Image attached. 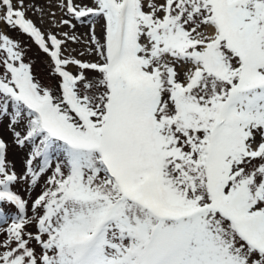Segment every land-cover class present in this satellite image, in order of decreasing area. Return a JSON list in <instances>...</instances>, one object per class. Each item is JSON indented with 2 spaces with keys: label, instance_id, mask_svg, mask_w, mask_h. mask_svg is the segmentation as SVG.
<instances>
[{
  "label": "snow or ice",
  "instance_id": "1",
  "mask_svg": "<svg viewBox=\"0 0 264 264\" xmlns=\"http://www.w3.org/2000/svg\"><path fill=\"white\" fill-rule=\"evenodd\" d=\"M57 7L0 0V264H264V0Z\"/></svg>",
  "mask_w": 264,
  "mask_h": 264
},
{
  "label": "rangeland",
  "instance_id": "2",
  "mask_svg": "<svg viewBox=\"0 0 264 264\" xmlns=\"http://www.w3.org/2000/svg\"><path fill=\"white\" fill-rule=\"evenodd\" d=\"M35 2L39 6H43L45 8V11L54 12L57 17H60L62 15V13L59 11V9L57 7V0H35ZM28 15L34 21H36L38 24L40 23V17H39L38 13L37 14H33L31 11H29ZM48 20H49V17L45 16L44 17L45 23L42 25V27H44V28H48L49 27ZM79 31H84V29H79ZM10 34L13 35V36L17 35L15 32L10 33ZM72 47L79 48L80 46L79 45H72ZM30 54L37 59L36 70H37L38 74H40L41 77L44 78L45 81L47 82V70H46L44 64L41 62V58L37 56L35 48H33L32 52ZM5 135L7 137L8 134L5 133ZM22 155L23 154L18 149H15V148H13L12 151L9 153V159L13 160L16 163L18 170L21 167L20 161H21ZM24 187L25 186H23V185L20 186V191H21L22 195H25ZM33 195H35V193H33Z\"/></svg>",
  "mask_w": 264,
  "mask_h": 264
}]
</instances>
